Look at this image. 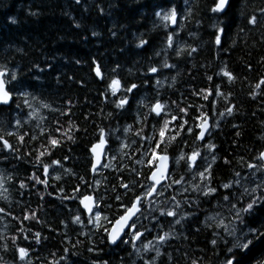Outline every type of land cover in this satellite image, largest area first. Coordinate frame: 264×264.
Here are the masks:
<instances>
[{
    "label": "trees",
    "instance_id": "trees-1",
    "mask_svg": "<svg viewBox=\"0 0 264 264\" xmlns=\"http://www.w3.org/2000/svg\"><path fill=\"white\" fill-rule=\"evenodd\" d=\"M214 3L0 0V67L8 73L6 81L13 73L17 76L7 85L16 102L0 107V136L16 149L9 151L10 160L0 161L7 199L0 202V209L9 216L0 224V264H22L17 245L28 250L30 264H224L230 255L239 264H264V236L253 239L250 250L230 254L227 250L234 238L217 226L223 220L229 229L235 224L238 230L264 231V203L251 213H241L243 224L235 217L236 209L264 197V167L256 159L264 150V84L256 87L264 80V16L260 12L264 0H230L222 13L211 11ZM171 8L177 12L174 27L156 15ZM252 15L257 16L255 26L248 23ZM219 28L224 31L217 45ZM169 35L172 47L167 43ZM142 40L147 43L138 47ZM165 62L173 67H163ZM97 65L103 79L95 74ZM151 67L158 72L151 73ZM222 70L234 79L230 81ZM112 78L120 79L122 87L137 85L127 94L123 108H117L116 102L125 93L111 95ZM21 93L28 94L27 103ZM157 102L164 106L159 117L150 111ZM205 118L213 121V130L203 143L196 139V126ZM164 120L170 121L169 129L184 121L186 128L195 129L192 134L167 132V154L186 157L198 150L199 158L211 161L210 184L218 191L209 197L200 189L190 191V186H197L191 178L195 167L202 168L198 167L201 161L188 170L186 159L181 160L177 170H171L164 195L151 198V204L144 201L143 215L138 213V227L145 233L142 241L133 246L131 236H125L128 244L110 247L103 229L97 230L81 211L80 199L94 195L102 215L110 219L118 217L122 205L130 206L148 185L156 143L148 138L157 134ZM101 130L108 142L109 157L104 163L109 168L91 175L87 149L98 141ZM172 135L177 139L169 142L167 137ZM18 136L24 137L23 142ZM52 137L60 141L59 146H50ZM208 142L214 150L205 155L203 145ZM121 143L125 146L116 153L114 147ZM156 151L160 154V149ZM40 152H45L44 164L59 161L56 179L42 178ZM6 153L0 147V154ZM249 164L258 167L249 168ZM33 175L47 183H37ZM189 180L194 185L187 184ZM224 183L232 187L224 189ZM245 188L248 193L241 195ZM254 188L256 192L251 191ZM229 193L230 200L224 201L223 194ZM160 210L179 214L161 216ZM178 216L186 218L176 224ZM165 233L169 238L161 244L157 237Z\"/></svg>",
    "mask_w": 264,
    "mask_h": 264
},
{
    "label": "snow or ice",
    "instance_id": "snow-or-ice-1",
    "mask_svg": "<svg viewBox=\"0 0 264 264\" xmlns=\"http://www.w3.org/2000/svg\"><path fill=\"white\" fill-rule=\"evenodd\" d=\"M79 2V0H77ZM230 6V0H215L214 6L212 7L211 11L213 13H222L224 12L228 7ZM261 15L264 16V8L260 10ZM156 15L164 22H166V26L168 24H171L175 26L177 24V12L175 8H171L167 11L161 10L156 12ZM248 23L255 26L257 24V16L252 15ZM223 29L219 28L218 33L215 42L217 45L221 44V35L223 33ZM147 41L142 40L141 43L138 45V47H142L145 45ZM167 43L169 47L173 46V36L169 35L167 37ZM182 51V50H181ZM192 51H195V49H192ZM163 67L171 68L173 65H169L166 62L164 63ZM151 73L155 74L158 72L157 67H151L149 70ZM223 75L228 77L229 80H233L234 77L232 76L231 73H229L226 70H222ZM95 74L97 77H100L103 79L102 76V70L99 65L95 67ZM8 73L4 70L3 67H0V105H10L11 103L16 102L13 98V90L8 88L7 85L11 83V81H15L17 79V76L13 73L10 76L9 80H5L4 77L7 76ZM211 79V77H209ZM159 83V81H157ZM261 84H264V80H261L256 87L259 88ZM111 95L117 96L118 93L123 91L125 95L119 96L118 97V102H116V107L117 108H123L125 105L128 104V98L127 94L132 93V91L137 88L136 84H131L130 86L124 85L122 87L121 81L118 78H112L109 85H108ZM218 91V90H217ZM21 96L24 97V102L27 103V93H21ZM211 95V93H209ZM207 99V96L204 97ZM47 107V105H44ZM17 107H19V104H17ZM164 106L161 105L159 102H157L151 109V112H154L156 116H161V110ZM181 111H185L184 109H181ZM229 114L232 112V109L229 108L227 110ZM185 115H187L185 111ZM175 120L176 117H173ZM193 119H197L194 117ZM18 123V122H17ZM169 123L170 121L164 120L162 126L158 129V132L156 135L149 137L148 140L151 143V141L155 140L156 143L152 145V159L149 161V164L152 167L151 174L150 176L146 177V179L150 180L151 183L147 185L145 188V191L141 195L135 196V199L131 203V205H122L123 211L118 215L117 218L115 219H110L107 215H102L101 211L99 210L98 205H96L95 201L93 200V197L91 195H83V198L80 199V203L83 205L84 209L87 210V213L90 218V222L94 224V226L97 228V230L103 229V231L106 233L108 237V242L111 244H116L118 241L123 244H128L130 241L127 239H124L123 237L125 236H131V242L133 243V246H135V241L136 240H141L142 237L144 236V232L140 231V228L138 227L137 224V219L138 216L137 214L143 215L142 209L145 208V203L144 201L147 200L149 204L153 203V201L150 199L154 195H164V192L167 187H169V184H165L164 182L168 180L170 173L168 171V160L169 156L167 154V145L165 144V139H166V133L169 131H172L173 133H176L177 130L181 132H185L187 134H192L195 129L194 128H186L185 125L187 124V121H184L183 124L177 123L176 127L173 129H169ZM196 127L199 128V131L196 132V139H199L203 141L205 139V133L207 132V120L206 118L204 119V122L201 124L197 125ZM67 135V133H64ZM8 136H13L15 135L14 132H8ZM19 141L23 142L24 137L23 136H18L17 137ZM68 139L71 140L73 137L71 135H68ZM169 142L175 141L177 139L176 135H172L171 137H167ZM50 146H59L60 141L52 137L50 138ZM106 141L103 135V130H101V136L99 138L98 143L94 144L91 148V151L94 153L96 156L97 162H99V158L101 155V152L103 150V147L105 145ZM0 144L3 145V149L8 150V151H15L16 149L14 146L3 136H0ZM165 144L164 148L161 149V145ZM208 147L212 150H214V145L209 144ZM157 149H160V154H157ZM48 155H51V151L46 149ZM45 155V152H40L39 155L37 156V160L40 161L41 164H43V173L44 175H48V168L49 165L44 164L43 161L41 160V157ZM200 156V153L197 151H193L191 156L188 157V164H189V170H191L193 167L196 166V159L197 157ZM185 156L182 153L178 159L176 160V163L179 164L180 160H184ZM206 159V158H205ZM216 157H212V161L215 162ZM256 159L260 161H264V152H261ZM226 164H229L230 161L225 160L224 161ZM52 163L54 164H59V161H53ZM249 168H257L258 166L256 164H249ZM207 173V176L205 175ZM201 178L206 179L209 181V184L205 186V189L203 191V195L205 197L209 196H215L218 189L215 187H212L210 184V181L212 180V173H211V165L205 168L204 171H200L197 173ZM240 174L237 172L236 176H239ZM33 179L36 180L37 183H47V181H42L39 179V177H36L33 175ZM59 179V177H57ZM182 179V178H181ZM171 183H180L179 180L172 181ZM22 188L25 186L23 183L20 185ZM125 188H128L127 184L122 185ZM142 188L145 187V185L141 184L140 185ZM198 187V186H197ZM224 189H230L232 187L231 184L229 183H224L221 185ZM261 185H257V188H260ZM131 190V189H129ZM256 188L252 189V192H256ZM78 191V190H77ZM248 189L245 188L244 192L241 195L247 194ZM230 195L229 194H223V200L224 201H229L230 200ZM75 198V197H73ZM119 199V197H117ZM172 200H176V197L173 196L171 197ZM258 203H264V197L257 196L255 199H252L246 207L236 209L235 212V217L237 221L241 224L244 223V217L241 215V213H251L252 210L254 209V206H257ZM190 206V205H189ZM175 207H179V203L175 205ZM232 208H236L235 204H232ZM95 209V210H94ZM159 210V209H155ZM0 211H3L0 209ZM160 215L161 216H167V217H173L175 218L177 213L175 210H160ZM147 218V217H145ZM27 219V217H26ZM185 219V217H181L180 219H175L176 224H180L181 220ZM76 221L80 222V216H76ZM218 227H221L225 229V231L228 233V235L232 236L234 238V242L232 243L231 247L228 248V252L232 254L234 251H248L250 250V246L253 244V239H260V237L264 236V231H261L260 229H255V228H249L247 231L243 230H238L235 224L231 227V229L228 228V225L224 223L223 220L218 221ZM145 231H150L148 229H145ZM240 232L239 235H237V232ZM37 239L36 243H39V233L35 234ZM169 238V233H165L163 236H158L157 240L159 243L163 244L167 239ZM27 239V237H25ZM212 244L215 246L217 244V240L213 239ZM149 245L145 244L144 247L148 248ZM5 250H7V245H5ZM16 251L19 256V260L22 262V264H30V261H28V250L25 247H19L18 245L16 246ZM91 251V249H90ZM156 253L159 256L161 253L159 249H156ZM145 264H149L148 261L145 262ZM195 264V262H193ZM224 264H239V261H236V258L234 255H230L228 258H226Z\"/></svg>",
    "mask_w": 264,
    "mask_h": 264
},
{
    "label": "rangeland",
    "instance_id": "rangeland-1",
    "mask_svg": "<svg viewBox=\"0 0 264 264\" xmlns=\"http://www.w3.org/2000/svg\"><path fill=\"white\" fill-rule=\"evenodd\" d=\"M177 22H178V20H177ZM166 23V22H165ZM176 26V25H175ZM162 105V104H161ZM216 122V121H215ZM202 123V122H201ZM216 125H217V123H215ZM209 127H212L213 128V121H212V123H211V125L209 126ZM211 128V129H212ZM121 140V139H120ZM122 141V140H121ZM108 143V142H107ZM124 146H125V143H121L120 145H116L114 148H115V151H116V153L117 152H119L118 150H120L121 148H124ZM108 144H107V148H106V151H105V158H108L109 157V154H108ZM203 150H204V152H205V155H207L206 153H208V151L209 150H211V149H209V147H208V145L206 144V145H203ZM112 153V152H111ZM110 153V154H111ZM120 155V154H119ZM191 155H188V156H186L185 157V159H186V161H188V157H190ZM178 157L179 156H176V157H173V158H171V159H174V160H172V164H171V166H172V171L173 170H177V168L180 166V162H179V164H177L176 163V160L178 159ZM206 158V159H205ZM111 160L113 159V157H111L110 158ZM114 160V159H113ZM105 161V160H104ZM181 161V160H180ZM200 165L198 166V167H202L200 170L199 169H196L195 168V170L193 171L194 172V174L192 175V178H191V180L195 183V184H197V186H198V188H197V186H196V188L194 187V186H190V187H192V188H189V190L190 191H194L195 193L197 192V190L198 189H200V191H201V193H203V191L202 190H204L205 189V186L207 185V180L206 179H203V178H201L197 173L198 172H200V171H204L205 170V168L206 167H208L209 165H210V163H211V161H210V159H207V157H200ZM104 163V162H103ZM186 164V163H185ZM106 165H104L103 164V166H102V169H103V167H105ZM186 166L188 167L189 166V164H188V162H187V164H186ZM55 169V168H54ZM206 176H207V173L205 174ZM56 179V178H55ZM191 180H189L188 182H187V184H189V185H194V184H190L191 183ZM157 196H159L158 194H157ZM97 199V198H96ZM96 202H98V200L96 201ZM88 218H89V216H87ZM183 217H185L186 218V216H183ZM181 218V216H178L176 219H180ZM138 221H140V219L138 220ZM95 228V227H94ZM85 229H84V233H85Z\"/></svg>",
    "mask_w": 264,
    "mask_h": 264
},
{
    "label": "flooded vegetation",
    "instance_id": "flooded-vegetation-1",
    "mask_svg": "<svg viewBox=\"0 0 264 264\" xmlns=\"http://www.w3.org/2000/svg\"><path fill=\"white\" fill-rule=\"evenodd\" d=\"M74 120H75V114L73 113V115H72V124H74ZM101 132V131H100ZM101 135V133L99 134V136ZM96 143V142H95ZM95 143H93L90 147H92ZM0 147H3V145L2 144H0ZM90 147H88V149H87V153H89V151H90ZM5 150V149H4ZM5 151H7V153L5 154V155H2V154H0V161H4V160H10L11 159V155H10V153H9V151L8 150H5ZM197 161H200V158H199V156L197 157V159H196V163H197ZM46 164L47 165H49V168H48V175H44V173H43V166H42V168H41V176H42V178L43 179H48V178H56V176L58 175V173H59V167H58V164H54V163H51V162H46ZM55 168V169H54ZM194 168V167H193ZM192 168V169H193ZM1 173V172H0ZM2 175H3V173H1ZM0 174V202H3V203H6L7 202V199H6V197L4 196L5 195V193H4V191H5V189H3V187H5L4 186V182H3V178H2V175ZM2 183V184H1ZM3 186V187H2ZM1 189H3L2 191H1ZM4 194V195H3ZM4 200V201H3ZM6 201V202H5ZM6 219H8L9 220V216L7 215V214H5L3 211H0V224H4L5 223V221H6Z\"/></svg>",
    "mask_w": 264,
    "mask_h": 264
},
{
    "label": "water",
    "instance_id": "water-1",
    "mask_svg": "<svg viewBox=\"0 0 264 264\" xmlns=\"http://www.w3.org/2000/svg\"><path fill=\"white\" fill-rule=\"evenodd\" d=\"M98 78H100V77H98ZM0 106H4V105H0ZM8 106V105H7ZM206 120H207V132L205 133V136H206V134L208 133V131H209V129H210V125H209V119L208 118H206ZM204 122V121H203ZM104 135V134H103ZM199 140V139H198ZM199 141H201V140H199ZM105 145H106V143H105ZM105 145H104V147H103V150H102V152H101V155H100V158H99V162H97V159H96V156L94 155V153L91 151V148H90V154H91V168H90V173L91 174H93L94 172H95V170L96 169H98L99 167H100V165H101V163H102V159H103V155H104V149H105ZM262 152H264V150L262 151ZM261 163L263 164V166H264V161H261ZM170 170V159L168 160V171ZM150 174H151V172H150ZM150 174H149V176H150ZM149 182L151 183V181L149 180ZM166 182V181H165ZM164 182V183H165ZM93 197V196H92ZM93 200L95 201V199H94V197H93ZM80 208H81V210L86 214V215H88V213H87V210L86 209H84V207H83V205L80 203ZM107 242H108V237H107ZM119 243V241L116 243V244H111V243H109L108 242V244L110 245V247H114V246H116L117 244Z\"/></svg>",
    "mask_w": 264,
    "mask_h": 264
},
{
    "label": "bare ground",
    "instance_id": "bare-ground-1",
    "mask_svg": "<svg viewBox=\"0 0 264 264\" xmlns=\"http://www.w3.org/2000/svg\"><path fill=\"white\" fill-rule=\"evenodd\" d=\"M161 104V103H160ZM164 108V107H163ZM163 110V109H162ZM154 113V112H153ZM32 116V115H31ZM29 118H30V116H29ZM212 122V121H211ZM211 122H210V125H211ZM210 128H212V127H210ZM211 130H213V129H211ZM120 131H122V130H120ZM120 133V132H119ZM121 136H122V134H121ZM209 143V142H208ZM210 144V143H209ZM198 147V146H197ZM107 148V147H106ZM199 148V147H198ZM194 149V148H193ZM197 149V148H196ZM5 151V150H4ZM198 151V150H197ZM171 158H173V157H171ZM212 158V157H211ZM106 158H105V156H104V160H105ZM172 160H174V159H172ZM185 164V163H184ZM104 165H107V164H105L104 163ZM108 167V166H107ZM107 167H105V168H107ZM109 168V167H108ZM187 168H189V166L187 167ZM196 168V167H195ZM194 168V169H195ZM101 169H102V167H101ZM152 169V168H151ZM172 170V169H171ZM189 170V169H188ZM188 172V171H187ZM1 174V173H0ZM206 174V173H205ZM2 175V174H1ZM3 176V179H4V175H2ZM94 176H96V175H94ZM52 179H54V178H52ZM1 181V180H0ZM170 181V180H169ZM171 182V181H170ZM150 182H149V180H148V184H149ZM2 184V183H1ZM172 184V183H171ZM3 187V186H2ZM3 189H5V187H3ZM3 189H1V191L3 190ZM187 193V192H186ZM197 193V192H196ZM4 195V194H3ZM7 195V194H6ZM9 196V195H8ZM94 196V195H93ZM99 196V195H98ZM101 198V197H100ZM100 198H98V199H100ZM1 200V199H0ZM103 200V199H102ZM4 201V200H3ZM96 201H97V199H96ZM6 202V201H5ZM103 202V201H102ZM80 203V202H79ZM101 206V205H100ZM177 208V207H176ZM177 214H179V213H177ZM140 218V217H139ZM138 218V219H139ZM188 220V219H187ZM215 228V227H214ZM107 244H108V242H107ZM109 245V244H108ZM110 246V245H109Z\"/></svg>",
    "mask_w": 264,
    "mask_h": 264
}]
</instances>
